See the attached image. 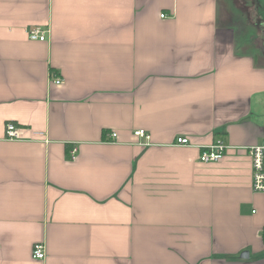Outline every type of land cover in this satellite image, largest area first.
Returning a JSON list of instances; mask_svg holds the SVG:
<instances>
[{
  "label": "crops",
  "instance_id": "0c3cea01",
  "mask_svg": "<svg viewBox=\"0 0 264 264\" xmlns=\"http://www.w3.org/2000/svg\"><path fill=\"white\" fill-rule=\"evenodd\" d=\"M263 136L264 0H0V264H264Z\"/></svg>",
  "mask_w": 264,
  "mask_h": 264
},
{
  "label": "built area",
  "instance_id": "2783aa9c",
  "mask_svg": "<svg viewBox=\"0 0 264 264\" xmlns=\"http://www.w3.org/2000/svg\"><path fill=\"white\" fill-rule=\"evenodd\" d=\"M163 16V14L161 15ZM28 38L31 40H45L47 37L46 30L39 27H31L27 30ZM55 83H61L62 79L55 78ZM108 137L114 138L116 133H108ZM134 135L139 138L149 140V135L144 129H137ZM5 136L7 139H19L21 129L13 122H8L5 125ZM176 143L179 145H190L186 137H177ZM228 149V146L220 139L215 140L210 146L202 148L198 156V160L204 163L220 161ZM246 152L251 160V189L255 192H264V136L260 142L246 147ZM76 149L70 151L71 157L74 156ZM264 234V227L262 228ZM45 256L43 246L41 243H36L32 249V257L36 259H43Z\"/></svg>",
  "mask_w": 264,
  "mask_h": 264
},
{
  "label": "rangeland",
  "instance_id": "374dc122",
  "mask_svg": "<svg viewBox=\"0 0 264 264\" xmlns=\"http://www.w3.org/2000/svg\"><path fill=\"white\" fill-rule=\"evenodd\" d=\"M230 1V0H229ZM224 11H225V14H224V18H226L227 16H229V15H227L228 13L226 12V9H224ZM229 20V19H228ZM239 23H241V24H245V23H243L241 20H239ZM246 25V24H245ZM252 32H253V29H252Z\"/></svg>",
  "mask_w": 264,
  "mask_h": 264
},
{
  "label": "water",
  "instance_id": "95a60500",
  "mask_svg": "<svg viewBox=\"0 0 264 264\" xmlns=\"http://www.w3.org/2000/svg\"><path fill=\"white\" fill-rule=\"evenodd\" d=\"M247 255L248 254L246 252H243V253L240 254L241 257H247Z\"/></svg>",
  "mask_w": 264,
  "mask_h": 264
}]
</instances>
